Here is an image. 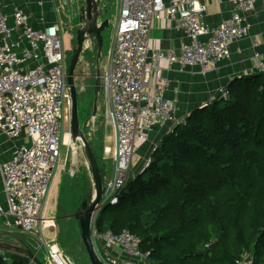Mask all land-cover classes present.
<instances>
[{
  "label": "built area",
  "instance_id": "1",
  "mask_svg": "<svg viewBox=\"0 0 264 264\" xmlns=\"http://www.w3.org/2000/svg\"><path fill=\"white\" fill-rule=\"evenodd\" d=\"M3 2L0 0V133L19 142L11 156L0 161L6 201L5 206L0 205V231L22 236L39 231L36 254L45 247L46 262L66 264L57 243L53 238L45 241L47 236L42 231V227L54 226L47 223L44 210L56 171L64 164L61 148L75 143H65V134L70 137V132L63 130L70 116L71 98L62 28L58 20L33 27L21 8L14 6L10 14L3 12ZM44 2H56V12L69 9V0H41L39 4ZM254 2L231 0L234 7L230 15L209 27L203 20L204 0H117L112 43L101 72L106 123L114 132L112 149L104 146L112 169L103 181L104 193L90 234L103 264H149L136 235L126 228L118 232L99 230L95 216L105 204H117L127 180L148 165L150 156L137 172L130 173L138 144L147 139L148 132L166 123L172 127L185 122L186 115H176L174 100L166 96L167 80L157 73L161 53H154L153 61H148L154 25L164 17L186 37L179 53L171 49L165 52L169 63L198 66L205 72L229 56L234 41L248 35V13ZM90 47V41L85 40L83 49ZM255 57V70L264 77V58L257 52ZM216 96L228 98L226 87L217 88L211 100ZM28 264L34 263L29 260ZM237 264L254 263L247 255Z\"/></svg>",
  "mask_w": 264,
  "mask_h": 264
},
{
  "label": "trees",
  "instance_id": "2",
  "mask_svg": "<svg viewBox=\"0 0 264 264\" xmlns=\"http://www.w3.org/2000/svg\"><path fill=\"white\" fill-rule=\"evenodd\" d=\"M226 89L228 98L216 96L173 125L119 202L96 213L97 229L136 235L149 264H237L247 255L264 264V77L235 78ZM2 253L0 264H28Z\"/></svg>",
  "mask_w": 264,
  "mask_h": 264
},
{
  "label": "crops",
  "instance_id": "3",
  "mask_svg": "<svg viewBox=\"0 0 264 264\" xmlns=\"http://www.w3.org/2000/svg\"><path fill=\"white\" fill-rule=\"evenodd\" d=\"M39 1L41 0H4L2 10L3 12L10 14L14 6L21 8L29 15L33 27H40L44 23L58 20L62 28L63 39L65 42L68 32L74 29V26L72 25L73 20L69 15V9L62 13L60 11L56 12L54 8L56 2H44L41 5L39 4ZM204 1L206 2V11L203 20L209 27H214L233 11L234 6L231 3V0ZM64 16H66V18H64ZM248 21L250 22L248 35L245 38L234 41L231 44L229 56L205 72H201L198 66H181L177 62L169 63L166 60L164 57L165 52L171 49L176 53H179L181 45L186 40V37L183 32L171 27L164 17L156 22L148 45V61H153L154 53H161L162 57L158 60L159 69L157 73L160 77L167 80L166 96L174 100L176 115H188L195 108L201 107L210 102L211 97L214 95L217 88H225L235 78L250 76L256 73L255 53L257 52L261 54L262 58H264V0H255L254 8L248 13ZM110 47L111 44L107 47L106 56ZM106 64L107 61L105 66ZM103 101L106 108L105 99ZM93 124H95L94 117L85 124V127ZM170 128V124L166 123L154 127L148 132L147 139L138 144V151L133 157L130 166V173L137 172L141 168L143 160L150 156L152 147L157 144L164 134L171 130ZM108 132L107 135L104 134L103 138L104 140L106 137L112 138L114 144V132L111 129ZM21 140L25 142L26 137L22 136ZM18 142L19 139L9 140L0 133V161H4L11 156L14 147ZM103 146L108 147L109 151L113 147V145L110 146L108 144H104ZM104 161H106V159H104ZM111 169L112 162H110L109 168L105 170V178L110 175ZM53 185L54 182L52 186ZM5 204L6 201L0 174V205L5 206ZM49 211L50 209L48 210V214ZM44 217L47 218V223L53 222L54 226L42 227L43 233L48 232L51 238H55L56 226L54 220L49 217V215H44ZM36 234L39 235V231H36L31 236L35 238ZM8 235L10 234H7V236ZM9 241L15 242L12 240ZM26 241L27 244L35 250L37 243L28 240ZM43 256L45 259L43 262L46 263V248ZM39 259L42 260L40 257Z\"/></svg>",
  "mask_w": 264,
  "mask_h": 264
},
{
  "label": "rangeland",
  "instance_id": "4",
  "mask_svg": "<svg viewBox=\"0 0 264 264\" xmlns=\"http://www.w3.org/2000/svg\"><path fill=\"white\" fill-rule=\"evenodd\" d=\"M82 3L83 0H69V15L73 20L72 24L74 26L77 22L78 10ZM101 5L105 8V13L103 14L101 20L108 18L109 25L102 32L103 45L100 57L98 59L96 58V46L94 43L90 42L92 47L83 50L75 68L77 100L78 106H80L78 109V119L80 125H82L86 119L89 121L92 118L93 90L91 85L94 80L96 69L98 68L101 73L105 67V63L107 61L106 50L111 44L112 34L118 13L117 0H102ZM64 18H66V16H64ZM74 29L68 32V36H66L64 42L65 60L67 65L75 46ZM103 96L104 95L101 90L97 98V110L94 116L95 124L84 127V133L90 136V142L93 144L92 146L95 151L96 159L100 162V165L103 166L104 170H107L110 166L111 159L110 155H108L109 153L104 152L103 145L108 144L112 146L113 139L106 137L104 140L103 136L104 134L107 135L110 129L113 131V127L111 124L106 123ZM63 130L69 131V114ZM65 143H72L69 139L68 133L65 136ZM80 144V141H76L72 146L61 148L64 164L63 167H59L56 171L54 185L51 188L50 196L45 204L44 215H49V217H51L55 222L56 237L53 239L57 243L61 258L66 264H91L83 246H81V239L78 234L79 229L77 227L78 223L74 219L75 210L79 207L83 196L87 193L86 180L89 181L90 193L93 191L91 173ZM104 159H106V161H104ZM74 184H82L84 187L80 185L77 191H73L72 188ZM49 209L50 211L48 214ZM5 233L8 232L0 231V239L5 238L12 240L13 238L12 241H17L15 233L9 232L15 235L10 238H7L8 236ZM44 234L47 236L45 241L51 238L48 232H44ZM22 238L25 239L24 241L26 243V240L37 243L36 248L38 247V234H36L35 238L31 235H25L22 236ZM44 250L45 248L41 247L37 252V257H40L42 261H45L43 256ZM50 263L52 262H46V264Z\"/></svg>",
  "mask_w": 264,
  "mask_h": 264
},
{
  "label": "water",
  "instance_id": "5",
  "mask_svg": "<svg viewBox=\"0 0 264 264\" xmlns=\"http://www.w3.org/2000/svg\"><path fill=\"white\" fill-rule=\"evenodd\" d=\"M77 16V27L75 28V46L69 58L67 69V83L71 98V108L69 116V132L73 142L80 141L83 153L91 173L93 182V191L87 197L83 198L79 207L75 210L74 219L78 223L80 239L84 250L91 264H103L97 256L91 242V223L98 207L100 199L104 193L103 179L100 174L99 165L95 152L91 147L90 136L84 133V127L88 119L82 125L78 119L77 107V89L75 82V68L79 61L80 54L83 52L85 40H89L96 46V58L100 57L103 45L102 32L109 25L108 18L101 20L105 13V8L101 6V0H83L79 7ZM93 90V104L91 116L94 117L97 110V98L101 91V73L97 68L94 74V80L91 85ZM0 250L21 254L31 260L34 264H45L37 257L34 251L22 239L17 242L5 241L0 239Z\"/></svg>",
  "mask_w": 264,
  "mask_h": 264
},
{
  "label": "flooded vegetation",
  "instance_id": "6",
  "mask_svg": "<svg viewBox=\"0 0 264 264\" xmlns=\"http://www.w3.org/2000/svg\"><path fill=\"white\" fill-rule=\"evenodd\" d=\"M101 1H102V0H101ZM101 6H102V5H101ZM77 24H78V23L76 22V23H75V26H74L73 24H72V25L74 26V28H76V27H77ZM74 30H75V29H74ZM74 35H75V32H74ZM77 107H78V109L80 108V106H78V100H77Z\"/></svg>",
  "mask_w": 264,
  "mask_h": 264
},
{
  "label": "bare ground",
  "instance_id": "7",
  "mask_svg": "<svg viewBox=\"0 0 264 264\" xmlns=\"http://www.w3.org/2000/svg\"><path fill=\"white\" fill-rule=\"evenodd\" d=\"M68 132H66V134H67ZM66 134H65V136H66ZM67 138H68V136H67ZM69 139L71 140V138L69 137Z\"/></svg>",
  "mask_w": 264,
  "mask_h": 264
}]
</instances>
